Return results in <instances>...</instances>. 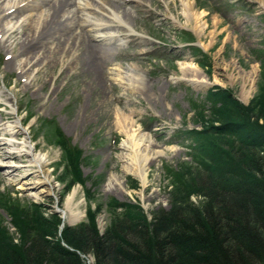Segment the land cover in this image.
<instances>
[{"label":"rangeland","instance_id":"rangeland-1","mask_svg":"<svg viewBox=\"0 0 264 264\" xmlns=\"http://www.w3.org/2000/svg\"><path fill=\"white\" fill-rule=\"evenodd\" d=\"M40 1L16 3L0 13V23L5 30L17 29L21 37L23 30L17 28L18 21L38 18L37 14L44 8L38 5ZM88 1L90 4L83 11L71 3L80 19L84 17L82 13H89L95 21L110 24L107 29L110 33L118 34L111 42L114 48L103 54L100 74L74 66L70 54L63 51L57 58L48 57L39 65L30 66L28 73L33 80L28 86L24 84L30 81L27 76L18 79V71L5 68V61L15 51L0 46V91L9 97L8 102L2 101L0 111L8 113L10 116L5 121L8 125L18 124L21 132L6 138H12L17 144L7 151L30 148L29 155L23 157L25 162H7L12 169H17L12 174L7 175V170L0 167V192H11L12 197L24 204L41 203L49 207L48 212L63 217L73 191L72 210L79 220L70 223L63 217L64 223L75 225L85 220L88 206L95 208L100 204L96 222L101 232L110 217L104 203L111 197L119 202H137L148 214L153 208L169 206L168 180L163 166L188 160L187 141L175 131L183 127L184 121L189 128L198 126L193 121L191 98L201 100L212 85L232 89L244 104L255 95L264 78L260 58L256 57L258 49L264 46V0H191L194 13L202 12L198 28L192 20L184 18L179 0ZM109 3H119L118 11H127L129 19L114 21L117 12ZM16 8L19 12L15 18L5 17L8 10ZM117 22L119 29L114 26ZM180 29L190 30L195 45L209 57L208 75L195 61L199 56L192 55L180 39ZM192 64L206 80L192 79L188 71L193 68ZM123 117L126 132L119 129ZM46 120L56 122L70 142L81 150V172L84 177L89 176L84 187L77 183L65 192V181H61L63 155L53 143L47 128L50 122ZM132 133L142 134L146 140L127 150L124 145ZM24 139H27L26 146L21 144ZM133 150L137 153L136 160H140V153L147 155L144 185L132 173L139 168L138 162L130 158ZM33 159H40L42 169L35 166L33 175H27L32 169L23 164ZM1 163L4 161L0 160ZM128 176L135 180L137 188L131 187ZM38 180L42 183L37 184ZM109 180L112 182L108 187ZM30 184H36L35 189L22 190ZM85 189L90 190L92 198L87 200ZM0 218L6 229L14 237L18 236L10 216L1 208ZM86 259L93 264L92 255H86Z\"/></svg>","mask_w":264,"mask_h":264},{"label":"trees","instance_id":"trees-1","mask_svg":"<svg viewBox=\"0 0 264 264\" xmlns=\"http://www.w3.org/2000/svg\"><path fill=\"white\" fill-rule=\"evenodd\" d=\"M180 37L194 41L190 31ZM188 48L208 75L207 54ZM256 57L264 69V46ZM256 90L245 104L218 85L189 100L198 126L184 121L175 131L187 141L188 160L163 166L167 208L148 214L137 202L111 197L100 232V204L88 206L85 220L66 225L49 207L0 192V208L18 231L14 237L0 218V264H87L89 254L93 264H264V78ZM46 121L63 155L65 192L77 183L84 187L89 176L81 172V150L56 122ZM127 180L137 188L131 176ZM84 195L93 197L89 189Z\"/></svg>","mask_w":264,"mask_h":264},{"label":"bare ground","instance_id":"bare-ground-1","mask_svg":"<svg viewBox=\"0 0 264 264\" xmlns=\"http://www.w3.org/2000/svg\"><path fill=\"white\" fill-rule=\"evenodd\" d=\"M20 1L23 0H0V13H3L9 8H13L16 3ZM179 1L184 18L192 20L196 28H198L200 26L199 16H201L202 12H198L197 14L194 13L191 8L193 4L191 0ZM71 3H74L75 7L81 11L87 9V5L90 4L88 0H41L38 5H43L44 8L37 14L38 18L32 19L30 21L27 20V22L25 19L18 21L17 28L20 27L23 30L21 37L17 35V29L5 30L2 23H0V32L2 38L0 40V46L3 48H8L12 52L15 51L14 55L8 57L5 61V68H14L16 71H18V79L19 77L27 76L30 81L24 84H29L28 86H30L32 83L33 77H29L28 73L30 66L39 65L48 57L57 58L63 51H67L70 54L71 61L73 60L74 66H80L82 68L84 67L87 71L92 73H101L100 67L104 61L103 54L110 52L114 48V45L111 44V42L118 36V34L110 33L109 30H107L108 27H110V24L95 21L93 16L88 15L89 13H82L84 17L80 19L79 13L75 12V9L72 8L73 5ZM118 4H110L111 8L114 7L113 10L117 12L116 15L112 13L114 15V19H116L114 21L120 22L128 20L130 14L125 10L118 11ZM18 12V8H16V10L11 9V11L5 14V17L10 16L11 18H15ZM76 24L78 27L75 26ZM114 26L118 29L121 27L118 22ZM192 67L193 68H190L188 71L191 72L193 80L197 82L206 80L204 74L198 72L197 66L195 64H192ZM39 69L40 68H38L37 71ZM185 70L186 69H184V71ZM60 75L61 74L56 76V79H59ZM24 79L25 78H23V80ZM4 100L8 102L9 97L5 91H0V108L3 103L2 101ZM9 116L10 115L8 113H3L0 111V160L4 161L5 163H1L0 167H3L7 170V175L12 174L14 170H17L12 169L13 166L8 165L7 162L9 160H14L21 163H23V161L25 162L23 157L28 156V151L30 150V148H28L25 144L27 139H24L21 144L26 146L25 150H19V152H17V150L7 151V148L16 147L17 144H15V141L12 138H6L21 135L18 124L11 123L8 125V123L5 121L6 118H9ZM119 122L121 124L119 129H121L123 132H126L127 124L125 123V118L123 117V119ZM129 136L130 141L124 145L127 150H129V148L132 149V147L137 146L140 142H144L146 140L142 134L134 135L132 133ZM18 144L21 145L20 143ZM33 147V149L36 148L35 145ZM33 149H31V151H33ZM129 155L134 163L138 162L137 164L139 167L138 169L135 168L132 173L134 176L138 177L141 184L144 185V172H146V170H144V166L147 165V163H145L147 155L145 156V154L140 153V160H136V150H133V153ZM23 165L29 167L30 170L32 169V171L27 175H33L32 172L36 170H33L35 166L42 169V162L40 159H33L30 161V163H25ZM127 171L131 172L129 169ZM139 174H142V177H139ZM110 180L109 183L107 182L108 187L111 186L112 181ZM38 183H42V181L39 182L38 180L37 184ZM35 187L36 184L25 185L22 187V190H33ZM71 195L72 196L65 204L63 217L65 219L68 218L70 223H75L79 220V217L75 216L72 210L73 206L71 205V201L74 197L73 191L71 192Z\"/></svg>","mask_w":264,"mask_h":264}]
</instances>
